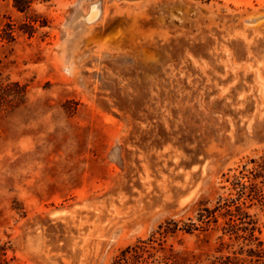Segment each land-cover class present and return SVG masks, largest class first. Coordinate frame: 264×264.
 Masks as SVG:
<instances>
[{"label":"rangeland","instance_id":"obj_1","mask_svg":"<svg viewBox=\"0 0 264 264\" xmlns=\"http://www.w3.org/2000/svg\"><path fill=\"white\" fill-rule=\"evenodd\" d=\"M2 14L47 24L0 45L2 78L26 90L0 112L8 264H111L167 220L196 222L264 154V0H37ZM247 211L261 248L223 236L219 218L156 257L249 261L264 211Z\"/></svg>","mask_w":264,"mask_h":264},{"label":"trees","instance_id":"obj_2","mask_svg":"<svg viewBox=\"0 0 264 264\" xmlns=\"http://www.w3.org/2000/svg\"><path fill=\"white\" fill-rule=\"evenodd\" d=\"M44 2L49 0H42ZM10 2L11 7L21 14L31 11L37 0H0V45L11 43L16 38V32L33 37L38 28L46 27V21L39 16L29 18V21L16 27L10 17L2 14V3ZM26 95L25 86L18 82H10L1 76L0 72V112L18 108L24 103ZM250 167L243 166L231 181L232 192L226 197H219L212 208L201 204L198 209L196 222L188 223L167 220L158 227L157 238L150 236L148 239L137 240L135 244L127 246L119 251L111 264H264V249L249 250V261L238 259L235 256L213 257L207 262L183 261L174 257H156V253L162 251V243L168 236L178 232L192 234L196 231H207L211 224L216 225L219 218L223 219L222 235H227L235 240H243L248 243L256 242V247L263 246L262 241L255 237L256 222L247 209L251 206H259L264 211V154L257 159L249 160ZM159 248L156 249L155 245ZM242 253V249H240ZM6 249L0 246V264H8ZM254 259V260H253Z\"/></svg>","mask_w":264,"mask_h":264},{"label":"bare ground","instance_id":"obj_3","mask_svg":"<svg viewBox=\"0 0 264 264\" xmlns=\"http://www.w3.org/2000/svg\"><path fill=\"white\" fill-rule=\"evenodd\" d=\"M96 12L94 11V8L92 9V12H91V14L89 15V17H88V19L89 20H92V19H94L95 17H96ZM262 17V16H261ZM264 18V17H263ZM256 19H258V18H256ZM251 21V20H250Z\"/></svg>","mask_w":264,"mask_h":264}]
</instances>
